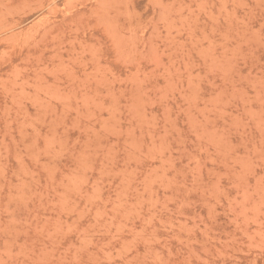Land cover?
I'll use <instances>...</instances> for the list:
<instances>
[{"label": "rangeland", "instance_id": "1", "mask_svg": "<svg viewBox=\"0 0 264 264\" xmlns=\"http://www.w3.org/2000/svg\"><path fill=\"white\" fill-rule=\"evenodd\" d=\"M0 264H264V0H0Z\"/></svg>", "mask_w": 264, "mask_h": 264}]
</instances>
